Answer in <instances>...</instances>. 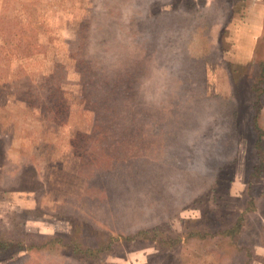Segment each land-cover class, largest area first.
<instances>
[{"label":"rangeland","instance_id":"1","mask_svg":"<svg viewBox=\"0 0 264 264\" xmlns=\"http://www.w3.org/2000/svg\"><path fill=\"white\" fill-rule=\"evenodd\" d=\"M250 3L0 0V264H264V154L225 63L264 61Z\"/></svg>","mask_w":264,"mask_h":264},{"label":"trees","instance_id":"2","mask_svg":"<svg viewBox=\"0 0 264 264\" xmlns=\"http://www.w3.org/2000/svg\"><path fill=\"white\" fill-rule=\"evenodd\" d=\"M230 4H231V11H232L231 13L233 15L239 14L240 16L244 17V16H247L246 14L248 13V7L250 6L251 3H250V0H230ZM225 31L226 30L221 31V33H225ZM13 36H15V35H13ZM5 43H7L10 48H12L18 43V41H14V42L6 41ZM224 54H223V56H224ZM246 57H247L246 59H243L244 61H241V60L237 61V58H236L235 61H237V62H235L232 59L229 60L228 57L226 56V58L228 60H225L226 61L225 63L227 64V68L229 70L230 77L232 78V81L237 79L236 81L238 83H241V80H243L245 78L248 80L247 84H246L249 86V89L247 90L248 113H249V118H250V126L254 129H256L257 132L259 131L258 132L259 137H258V139L255 143V147H254V151L256 152L257 156H259L260 154H264V147H263V145H264V130L261 127V126H263V123H264V61L261 60V62L258 63L256 61L257 59H255L254 56H246ZM238 63H239V65H244V67L247 66L246 68H247L248 72H245L243 75L239 74V76L236 78V76L234 74L236 73L235 71L237 69L236 66L238 65ZM101 70L103 72L102 74H104V72L106 71V69H104V68H102ZM247 73H250V77H248V78L246 77ZM102 77L103 78H101L100 82L103 83L104 85L103 86L99 85L100 87L99 86L98 87L103 91L109 92L110 94L113 93L114 86L110 85L109 83L107 84V80L110 77L108 75H102ZM255 161H257V160H255ZM205 213L202 212V214L205 215V217H206ZM217 213H219V212L218 211H209V214H217ZM208 219L209 220L214 219L211 222H213L214 227L217 229L214 231L215 236H223V237L230 236V237L235 239L237 236L236 233L239 231V228L242 227L243 222L245 220V217L243 216V217L239 218V220H238V222L234 228L228 227L227 222H231V221H227L225 216H222L218 219V218L212 217V215H211V216H209ZM164 230H165L164 227L157 225L155 227H151L148 230L139 232L137 234V236L153 234L154 235L153 237L156 238V237H159L160 235H162L161 233H163ZM208 233H211V232L208 231ZM101 246H103V245H99V249L101 248ZM76 249H78L79 253H83V252L86 253L88 250H91V249L83 248L80 245L76 246ZM249 249H251V248H249ZM91 252H93V251L91 250ZM96 252H100V251L96 250ZM96 252H93V253H96ZM239 252L246 253L247 251L240 249ZM245 256H246V254H245Z\"/></svg>","mask_w":264,"mask_h":264}]
</instances>
